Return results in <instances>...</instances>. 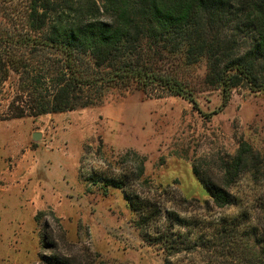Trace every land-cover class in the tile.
<instances>
[{"label": "rangeland", "instance_id": "obj_1", "mask_svg": "<svg viewBox=\"0 0 264 264\" xmlns=\"http://www.w3.org/2000/svg\"><path fill=\"white\" fill-rule=\"evenodd\" d=\"M179 72L196 104L157 85L114 87L97 105L12 118L16 75L0 84V264H43L40 255L53 252L44 241L73 264H165L122 190L90 183L93 172L128 175L131 187L187 218L190 248L169 257L173 264H251L250 242L221 236V227L264 228V89L239 85L225 101L204 82L203 63ZM243 146L247 168L230 185L236 203L206 204L198 175L227 187L226 166Z\"/></svg>", "mask_w": 264, "mask_h": 264}, {"label": "trees", "instance_id": "obj_2", "mask_svg": "<svg viewBox=\"0 0 264 264\" xmlns=\"http://www.w3.org/2000/svg\"><path fill=\"white\" fill-rule=\"evenodd\" d=\"M161 54L175 69L163 67ZM199 62L204 82L222 89L225 101L239 85L264 89V0H0V84L12 74L18 82L12 118L97 105L114 87L157 85L196 104L179 66ZM245 151L241 147L226 166L227 187L197 173L209 194L206 204L236 203L230 185L247 168ZM252 166L262 170L258 162ZM131 179L93 172L86 180L121 189L134 226L173 264L169 257L190 248L181 231L187 218L131 187ZM257 211L264 226V193ZM226 226L221 236L250 242L251 264H264V228ZM43 247L53 252L42 253L41 263L73 264L54 241Z\"/></svg>", "mask_w": 264, "mask_h": 264}, {"label": "water", "instance_id": "obj_3", "mask_svg": "<svg viewBox=\"0 0 264 264\" xmlns=\"http://www.w3.org/2000/svg\"><path fill=\"white\" fill-rule=\"evenodd\" d=\"M38 138H39V133H37V132H36V133H34V135H33V139H35V140H36V139H38Z\"/></svg>", "mask_w": 264, "mask_h": 264}]
</instances>
